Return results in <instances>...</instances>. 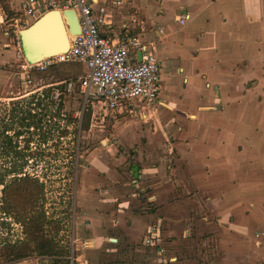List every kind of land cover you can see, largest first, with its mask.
Wrapping results in <instances>:
<instances>
[{
    "label": "crops",
    "instance_id": "crops-1",
    "mask_svg": "<svg viewBox=\"0 0 264 264\" xmlns=\"http://www.w3.org/2000/svg\"><path fill=\"white\" fill-rule=\"evenodd\" d=\"M123 1L108 11L112 33L160 44L161 105L152 134L124 130L121 143L137 147L141 168L130 166L127 190L115 198V226L103 211L86 213L94 249L77 261L132 264L134 246L159 223L167 253L144 244L159 264H264V0ZM9 39L0 33V81L1 68L18 60ZM138 176L146 191L141 209L150 212L134 206ZM173 216L176 227L168 229ZM179 235L199 249L171 254L168 241Z\"/></svg>",
    "mask_w": 264,
    "mask_h": 264
},
{
    "label": "rangeland",
    "instance_id": "rangeland-1",
    "mask_svg": "<svg viewBox=\"0 0 264 264\" xmlns=\"http://www.w3.org/2000/svg\"><path fill=\"white\" fill-rule=\"evenodd\" d=\"M14 1L0 0V17L4 18L3 22L0 19V33H8L11 38L9 40H12L10 44L18 54L17 62L1 68L0 178L3 177L9 183L14 177L10 175V170L15 167L20 170L22 167L21 172L44 183V198L41 199L40 206L44 205L47 216L54 222L47 225L45 231L47 235L56 236L62 248L71 251V261L74 264H80L77 256L94 249L93 242H87L85 237L88 234L86 213L103 211L105 217L110 216V227L115 226L114 219L120 217L121 212L117 211L121 201H115V198L127 190L124 182L130 178V166L141 168V163L136 161L137 147L126 149L121 143L124 140V130L134 133L149 129L150 132H147L152 134L156 118L154 116L147 124H142L138 119L125 116L115 118L111 115L104 117L94 112L90 104H85V92L78 82L79 77L84 74L83 65L61 64L44 72L27 74L22 68L25 59L20 49V41L16 34L11 35L16 30L14 19L23 0H17L16 3ZM62 86L66 87V91L60 89ZM50 88L52 95L48 98L44 95ZM162 96L165 97L164 92ZM33 98L35 100L31 104ZM29 113L34 118L29 117ZM30 122L38 124L40 129L35 126L34 130H26L24 124L26 126ZM6 126L11 129L8 134L12 136L15 150L6 149V136L2 133ZM19 130L23 132L22 137L14 134ZM131 139L135 140L136 134ZM2 189L3 186L0 187V206ZM136 200L134 206L138 211L143 213L150 210L143 211V203ZM38 208L42 210L41 207ZM175 217L171 219L168 229L176 227L173 221L177 219ZM17 218L13 215L5 216L0 209V264H9L6 261L7 246L15 242H25L29 238L23 223ZM163 230H167V226ZM116 234L118 230L113 236ZM76 239H80V242H76ZM176 239L178 241L174 245L168 241L167 248L177 257L180 252L187 255L190 248L199 249L193 247L197 242L184 241L180 235ZM142 242L134 246V250L137 249L138 252L134 251L132 261H128L131 258L129 255L126 262L159 264L156 254ZM14 264H48V261L33 256Z\"/></svg>",
    "mask_w": 264,
    "mask_h": 264
},
{
    "label": "built area",
    "instance_id": "built-area-1",
    "mask_svg": "<svg viewBox=\"0 0 264 264\" xmlns=\"http://www.w3.org/2000/svg\"><path fill=\"white\" fill-rule=\"evenodd\" d=\"M123 4V0H24L14 19L16 30L11 35L16 34L18 38L20 30L49 11H75L81 32L70 36L68 50L36 64L25 60L22 68L29 74L61 64L83 65L84 74L78 82L85 92V104H90L94 112L104 117L129 114L151 121L161 105L160 44L145 40L142 34L113 35V24L107 14L110 8L118 9ZM0 19L3 22L2 16ZM186 20L183 17L180 23L183 25ZM140 190L144 198L146 191ZM152 198L147 197V200L150 202ZM144 244L156 248L161 255L167 253L159 223L149 226Z\"/></svg>",
    "mask_w": 264,
    "mask_h": 264
},
{
    "label": "trees",
    "instance_id": "trees-1",
    "mask_svg": "<svg viewBox=\"0 0 264 264\" xmlns=\"http://www.w3.org/2000/svg\"><path fill=\"white\" fill-rule=\"evenodd\" d=\"M60 89L66 91V87L64 86ZM51 91L52 89L50 88L44 96L51 97ZM34 100L35 98L30 103L33 104ZM34 105L38 106L37 104ZM29 117H33L31 113H29ZM25 121L28 122L27 119ZM35 126L40 129L39 125L35 122H30L26 126L24 124V128L28 131L30 129L34 130ZM10 130L9 126H6L2 133L6 136V149L15 150L16 146L13 144L12 136L8 134ZM14 134L17 137L23 136L22 130ZM22 169V167L20 170L15 167L10 170V175L14 177L9 183L3 177L0 178V187L3 186L2 205L0 206L2 213L5 216H17V220L21 224L23 223L25 227L26 235H29V238L25 242H15L6 247V261L9 264H14L37 256L40 259L48 261V264H74V261H71V251L62 248L56 240V236L47 235L45 231V227L54 222L52 218L47 216L44 205L40 206V201L44 198V183H41L38 178L30 174L21 172ZM38 206L42 208L41 211Z\"/></svg>",
    "mask_w": 264,
    "mask_h": 264
},
{
    "label": "water",
    "instance_id": "water-1",
    "mask_svg": "<svg viewBox=\"0 0 264 264\" xmlns=\"http://www.w3.org/2000/svg\"><path fill=\"white\" fill-rule=\"evenodd\" d=\"M50 25H54L56 29V42L40 43L37 49L32 50L31 44L41 37V34L45 28ZM80 23L75 11H49L44 16L34 22L29 28L23 29L18 32V39L20 41V49L22 55L28 64H36L46 60L47 58L56 54L64 52V49L68 45L70 47V36L80 34ZM68 36V37H67ZM53 37H50V40ZM67 48V50H68ZM141 54H139V58ZM132 175V174H131ZM136 181V183H133ZM141 179L133 178L131 180V189L136 190L134 197L141 201V190L143 189L140 184ZM141 197V198H140ZM111 242H116V239H111Z\"/></svg>",
    "mask_w": 264,
    "mask_h": 264
},
{
    "label": "bare ground",
    "instance_id": "bare-ground-1",
    "mask_svg": "<svg viewBox=\"0 0 264 264\" xmlns=\"http://www.w3.org/2000/svg\"><path fill=\"white\" fill-rule=\"evenodd\" d=\"M56 29H55V26L54 25H50L49 27L45 28V30H43L42 34H41V37H39L38 40L34 41L32 44H31V49L32 50H35L38 48V46L40 45V43H47V42H56ZM53 37L51 40H50V37ZM68 37V36H67ZM68 48V45L66 46V48L64 49V51H66Z\"/></svg>",
    "mask_w": 264,
    "mask_h": 264
}]
</instances>
